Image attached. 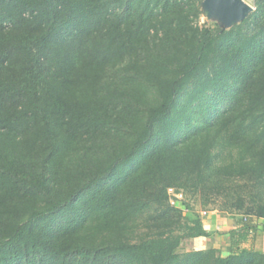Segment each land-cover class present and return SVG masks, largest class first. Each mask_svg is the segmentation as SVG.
Returning <instances> with one entry per match:
<instances>
[{
  "label": "trees",
  "instance_id": "obj_1",
  "mask_svg": "<svg viewBox=\"0 0 264 264\" xmlns=\"http://www.w3.org/2000/svg\"><path fill=\"white\" fill-rule=\"evenodd\" d=\"M202 1L0 0V264H264V0ZM185 189L243 214L228 255L177 252Z\"/></svg>",
  "mask_w": 264,
  "mask_h": 264
},
{
  "label": "crops",
  "instance_id": "obj_2",
  "mask_svg": "<svg viewBox=\"0 0 264 264\" xmlns=\"http://www.w3.org/2000/svg\"><path fill=\"white\" fill-rule=\"evenodd\" d=\"M212 211L209 214H201L200 212L201 220L209 234L206 236L191 237L190 241H194L193 246L195 249H204L209 246L207 239L211 235H216V239L220 243L216 249L222 255H228L231 251L230 231L239 226L238 219L242 218L243 214L229 211ZM258 222L257 230L243 244L264 253V218H260Z\"/></svg>",
  "mask_w": 264,
  "mask_h": 264
},
{
  "label": "rangeland",
  "instance_id": "obj_3",
  "mask_svg": "<svg viewBox=\"0 0 264 264\" xmlns=\"http://www.w3.org/2000/svg\"><path fill=\"white\" fill-rule=\"evenodd\" d=\"M248 1L255 8L254 0H248ZM199 21H200V24H209L212 26L219 24V26L222 27V24H224L220 20L218 13L215 11L213 13H210L209 10L205 7V5H203V7H202V13H201ZM185 190H186L185 193L187 196L186 200H187V202H189L191 204V207L193 208L194 212H199V213L201 212V214H203L202 213L203 210L225 211V210L221 209V204L223 201V198L221 196L212 195L210 200L205 202L206 199L204 200L203 196L201 195L202 192L200 190H197L195 192L193 190H190V189H188V190L185 189ZM196 192H198V193H196ZM182 206H184V205H182ZM146 218H149V214H145L144 217H142L140 219L141 224L136 229L140 233L143 232L144 230H147V228L144 225ZM190 239H191V237H185L182 239L181 245L177 248L178 253H185V252L192 251V250H198V249H195V247L193 246L194 241L193 240L190 241ZM207 240L209 242V246H207V248L219 247L218 245L220 243L217 241L216 235L215 236L211 235ZM207 248H204V249H207ZM39 259L40 258H38L37 261Z\"/></svg>",
  "mask_w": 264,
  "mask_h": 264
},
{
  "label": "water",
  "instance_id": "obj_4",
  "mask_svg": "<svg viewBox=\"0 0 264 264\" xmlns=\"http://www.w3.org/2000/svg\"><path fill=\"white\" fill-rule=\"evenodd\" d=\"M202 7L218 13L220 20L224 23L223 28H229L235 23L245 19L250 12L254 10V6L248 0H203Z\"/></svg>",
  "mask_w": 264,
  "mask_h": 264
},
{
  "label": "built area",
  "instance_id": "obj_5",
  "mask_svg": "<svg viewBox=\"0 0 264 264\" xmlns=\"http://www.w3.org/2000/svg\"><path fill=\"white\" fill-rule=\"evenodd\" d=\"M169 193L171 195L170 200L172 204H176L179 201L184 200V193L182 191H177L174 188H169ZM213 212L212 210H203V214H209Z\"/></svg>",
  "mask_w": 264,
  "mask_h": 264
}]
</instances>
